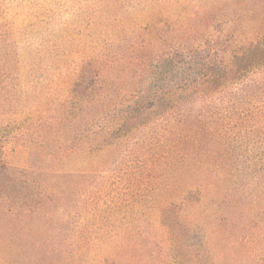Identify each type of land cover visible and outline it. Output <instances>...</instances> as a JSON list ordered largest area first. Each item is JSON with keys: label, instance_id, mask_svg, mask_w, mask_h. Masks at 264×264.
I'll use <instances>...</instances> for the list:
<instances>
[{"label": "trees", "instance_id": "1", "mask_svg": "<svg viewBox=\"0 0 264 264\" xmlns=\"http://www.w3.org/2000/svg\"><path fill=\"white\" fill-rule=\"evenodd\" d=\"M29 5L0 0V264H264V0Z\"/></svg>", "mask_w": 264, "mask_h": 264}, {"label": "rangeland", "instance_id": "2", "mask_svg": "<svg viewBox=\"0 0 264 264\" xmlns=\"http://www.w3.org/2000/svg\"><path fill=\"white\" fill-rule=\"evenodd\" d=\"M31 0H12V5H13V10L14 13L18 16L19 20H23L25 19L26 15L30 12L31 10V6L29 5V2ZM64 5V1H62V3ZM65 8L63 6H61V8L58 11L59 14V20L62 19H66L68 18V13L66 9H62ZM24 158H22L21 156H14V159H12V163L14 164H24Z\"/></svg>", "mask_w": 264, "mask_h": 264}]
</instances>
